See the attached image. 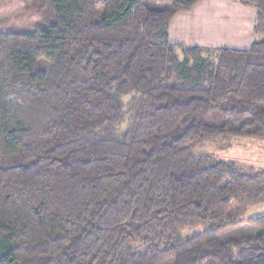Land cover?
<instances>
[{
    "label": "trees",
    "instance_id": "trees-1",
    "mask_svg": "<svg viewBox=\"0 0 264 264\" xmlns=\"http://www.w3.org/2000/svg\"><path fill=\"white\" fill-rule=\"evenodd\" d=\"M199 1L47 0L46 29L0 31V264H264V171L192 153L264 140V0H231L248 50L171 44Z\"/></svg>",
    "mask_w": 264,
    "mask_h": 264
},
{
    "label": "rangeland",
    "instance_id": "rangeland-1",
    "mask_svg": "<svg viewBox=\"0 0 264 264\" xmlns=\"http://www.w3.org/2000/svg\"><path fill=\"white\" fill-rule=\"evenodd\" d=\"M248 10L253 13L255 24L256 11L253 8ZM54 17V12L47 0H0V31L31 33L38 29H46ZM230 23L233 22L230 21ZM255 38L259 37L255 36ZM180 55L182 58V54ZM204 55L205 58L214 59L212 54ZM42 64L46 67L49 66L44 62ZM129 100L130 97L126 98L124 102L127 103ZM192 153L194 155H211L223 161L235 162L247 172L264 171V140L261 139L220 138L205 140L192 148ZM261 215H264V205L250 208L247 219ZM202 229V227L186 229L182 234L188 236L200 232Z\"/></svg>",
    "mask_w": 264,
    "mask_h": 264
},
{
    "label": "crops",
    "instance_id": "crops-1",
    "mask_svg": "<svg viewBox=\"0 0 264 264\" xmlns=\"http://www.w3.org/2000/svg\"><path fill=\"white\" fill-rule=\"evenodd\" d=\"M249 8L230 0H201L190 11L174 15L169 25V42L248 50L255 39L254 16Z\"/></svg>",
    "mask_w": 264,
    "mask_h": 264
}]
</instances>
